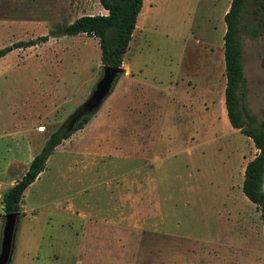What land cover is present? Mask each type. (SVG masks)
Here are the masks:
<instances>
[{
    "label": "rangeland",
    "instance_id": "rangeland-1",
    "mask_svg": "<svg viewBox=\"0 0 264 264\" xmlns=\"http://www.w3.org/2000/svg\"><path fill=\"white\" fill-rule=\"evenodd\" d=\"M257 1L247 0L238 33L244 106L255 123L264 122V35L258 27ZM229 3L159 0L155 4L157 26L141 41L146 45L133 50L128 44L123 56L141 84L140 96L130 104L136 109L126 114L120 110L116 95L124 89L127 75L120 65L124 73L111 92L115 96L110 93L89 119L91 124L53 150L43 172L23 192L20 205L26 215L19 222L9 264H53L50 245L58 236L47 228L48 203L101 195L93 187L92 170H79L77 162L84 157L72 143L78 136L85 138L80 146L92 145L88 139L94 136L119 138L120 156L104 161L117 174L139 171L147 183L222 184L227 182L226 168L239 183L257 151L221 116L225 84L221 15ZM105 14L98 0H0V49L47 37L44 43L11 50L0 59V218L1 196L20 178L27 158L37 154L47 137L84 103L101 74L97 39L62 31L78 17ZM254 28L257 34L251 38ZM155 85L160 92L152 90ZM172 87L181 91L177 98L183 108L177 107L178 100H171ZM146 123L154 126L149 135ZM157 135L159 142L149 144L147 136ZM83 188L87 192L79 196ZM259 189L264 191V174ZM215 237L222 257L234 250L232 259H237L251 248L248 237L240 240L222 231Z\"/></svg>",
    "mask_w": 264,
    "mask_h": 264
},
{
    "label": "crops",
    "instance_id": "crops-1",
    "mask_svg": "<svg viewBox=\"0 0 264 264\" xmlns=\"http://www.w3.org/2000/svg\"><path fill=\"white\" fill-rule=\"evenodd\" d=\"M158 1L141 0V7L128 42L133 50L146 45L141 41L146 40V33L156 28L155 4ZM227 10L228 8L221 18ZM194 28H197V24ZM224 31L225 25L220 37ZM182 49L183 47L180 50V58ZM123 56L121 65L125 67L127 74L125 87L116 96L122 104L121 112L126 114L136 109L130 104L140 96L141 84ZM152 88L159 91L157 85ZM180 92L172 87L170 96L171 100L179 101L177 107L183 108L182 101L177 98ZM110 96L114 97L115 93ZM167 99L169 101V98ZM144 103L149 104L148 100H144ZM221 109V116L226 124L222 98ZM91 122L88 121L86 127ZM145 127L148 135L154 128L152 124L148 126L147 123ZM147 137L149 144L158 143L161 139L160 135ZM18 138L23 140L22 137ZM84 139L81 135L72 142L76 147L79 146L76 148L77 154L84 157L83 164L81 160L77 164L79 170L83 167L85 170H92L90 175L93 176V187L102 193L94 199L66 198L48 203L50 210L47 213V228L52 233L56 231L58 236L52 238L50 245L53 264H264V237L260 213L241 191L243 177L238 184L234 183L233 173L230 168H226L224 176L227 182L222 184L147 183L139 171L129 170L125 174H117L112 168L113 165L104 161L119 155V138L94 136L88 139L93 140L92 145L80 146L81 140ZM127 140L130 145L133 137ZM14 144H17V141ZM33 156L27 158L21 176ZM2 172L3 169L0 171L1 177ZM78 183H81V180ZM86 192L87 188H83L79 196ZM19 207L18 225L26 215L20 204ZM221 231L240 240L248 237L251 248L240 253L237 259H232L234 250L227 251L229 257H222L218 248L221 243L215 244L220 237L219 235L216 238L215 234Z\"/></svg>",
    "mask_w": 264,
    "mask_h": 264
},
{
    "label": "trees",
    "instance_id": "trees-1",
    "mask_svg": "<svg viewBox=\"0 0 264 264\" xmlns=\"http://www.w3.org/2000/svg\"><path fill=\"white\" fill-rule=\"evenodd\" d=\"M98 2L106 14L76 18L64 28L65 35H85L97 39L101 64L120 67L141 7V0H98ZM246 2L247 0H230L228 10L222 18L225 25L222 36L225 79L223 99L229 126L250 139L257 151L254 158L245 165L241 191L247 200L258 208L264 237V191L261 192L259 189L264 174V122L255 123L254 118L247 113L242 90L244 77L238 33L241 29V18L247 12ZM257 11L260 15L258 27L264 35V0L257 1ZM256 34L257 29L250 31L251 38ZM46 41L47 37L42 36L33 40L15 42L0 49V58L10 50L25 49ZM93 114L94 111L84 113L82 109H76L47 137L23 175L2 194L3 214L20 212L19 204L23 192L44 170L45 162L53 150L71 134L81 130Z\"/></svg>",
    "mask_w": 264,
    "mask_h": 264
},
{
    "label": "water",
    "instance_id": "water-1",
    "mask_svg": "<svg viewBox=\"0 0 264 264\" xmlns=\"http://www.w3.org/2000/svg\"><path fill=\"white\" fill-rule=\"evenodd\" d=\"M62 32L65 33V30ZM122 73L123 69L121 67L102 65L100 77L93 90L77 109H82L84 113L96 111L111 93ZM19 217L20 213H10L3 214L0 218V264H9L11 261Z\"/></svg>",
    "mask_w": 264,
    "mask_h": 264
}]
</instances>
